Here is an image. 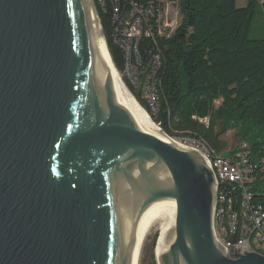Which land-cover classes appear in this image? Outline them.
<instances>
[{"label": "water", "instance_id": "95a60500", "mask_svg": "<svg viewBox=\"0 0 264 264\" xmlns=\"http://www.w3.org/2000/svg\"><path fill=\"white\" fill-rule=\"evenodd\" d=\"M96 34L93 0H0V264H132L161 198L158 264H264L216 241L213 170L126 113Z\"/></svg>", "mask_w": 264, "mask_h": 264}, {"label": "trees", "instance_id": "16d2710c", "mask_svg": "<svg viewBox=\"0 0 264 264\" xmlns=\"http://www.w3.org/2000/svg\"><path fill=\"white\" fill-rule=\"evenodd\" d=\"M175 1L181 21L172 35L141 37L138 45L144 61L152 54L160 56L157 112L149 110L137 89L130 90L169 136L189 134L220 152V136L235 129V136L243 137L248 146L250 160L260 159L264 156V37L250 32L264 17V0H247L242 7L236 6V0ZM97 12L112 62L122 71L123 51L114 42L109 17L98 7ZM263 184L259 175L255 185Z\"/></svg>", "mask_w": 264, "mask_h": 264}, {"label": "built area", "instance_id": "2783aa9c", "mask_svg": "<svg viewBox=\"0 0 264 264\" xmlns=\"http://www.w3.org/2000/svg\"><path fill=\"white\" fill-rule=\"evenodd\" d=\"M95 7L107 13L114 42L123 51L122 76L127 89H137L152 113L157 112L156 73L160 56L152 54L144 61L139 54L141 37H170L181 21L177 1L93 0ZM263 1V0H262ZM99 17V15H98ZM128 83V84H127ZM129 85V86H128ZM135 96V91L130 90ZM159 124V123H158ZM176 143L197 150L214 172L216 179L213 228L216 241L228 252L264 255V156L251 161L248 146L240 142L237 152L228 156L217 152L205 140L192 135L170 136Z\"/></svg>", "mask_w": 264, "mask_h": 264}, {"label": "bare ground", "instance_id": "6f19581e", "mask_svg": "<svg viewBox=\"0 0 264 264\" xmlns=\"http://www.w3.org/2000/svg\"><path fill=\"white\" fill-rule=\"evenodd\" d=\"M95 34V32H94ZM96 48L101 56L102 61L107 65L108 73L111 80L113 93L117 96L126 113L141 127L152 134L166 139L164 134L157 127L152 119L147 115L143 108L135 101L131 93L123 85L120 75L114 68L111 57L107 51L106 44L98 34L95 35ZM173 198H161L149 204L140 214L134 229V253L132 264H138L141 246L146 234L154 224H158V235L155 244V256L158 259L156 247L159 237L163 231L169 216Z\"/></svg>", "mask_w": 264, "mask_h": 264}, {"label": "rangeland", "instance_id": "374dc122", "mask_svg": "<svg viewBox=\"0 0 264 264\" xmlns=\"http://www.w3.org/2000/svg\"><path fill=\"white\" fill-rule=\"evenodd\" d=\"M244 4H245V0H236V6L237 7H241ZM256 18H258V14L256 15L255 19ZM254 27H253L252 31L250 32V35L251 36H259L260 38L264 37V17H261L257 21V23L254 24ZM107 51H108V49H107ZM108 53H109V51H108ZM115 67L116 66H114V68ZM116 70H118V69H116ZM117 73L120 75V79H121L123 85L126 88V84H124L125 83L124 77L121 75L122 72L118 70ZM127 90L131 93V95L133 96V98L135 99V101L138 104H140L138 102L136 96H134L133 93L129 89H127ZM141 107H142V105H141ZM143 110L152 119L153 123L157 127H159L160 129H162L161 126H160V124L156 123L153 120V118L151 117V115L147 112V110L144 107H143ZM202 121L204 123H207V119H203ZM235 132H236L235 129H230V130H227L226 132H224L220 136V139H221L222 144H223V148L220 151V153L222 155L228 156V155L232 154L233 151L238 146V144L240 142H242L243 137H241V136H235ZM246 141L249 142V144L251 142L249 138H247ZM157 235H158V224H154L150 228L149 232L146 234V236H145V238L143 240V243H142V246H141V251H140V254H139L138 264H158V261H157L156 256H155V244H156Z\"/></svg>", "mask_w": 264, "mask_h": 264}, {"label": "crops", "instance_id": "0c3cea01", "mask_svg": "<svg viewBox=\"0 0 264 264\" xmlns=\"http://www.w3.org/2000/svg\"><path fill=\"white\" fill-rule=\"evenodd\" d=\"M246 2H247V0H245V4H246ZM245 4H244V5H245ZM244 5H243V6H244ZM241 7H242V6H241Z\"/></svg>", "mask_w": 264, "mask_h": 264}]
</instances>
